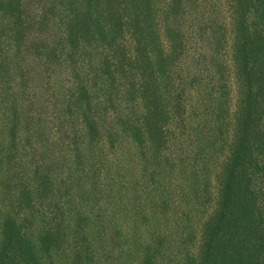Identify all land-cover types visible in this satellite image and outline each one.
<instances>
[{
	"label": "trees",
	"instance_id": "16d2710c",
	"mask_svg": "<svg viewBox=\"0 0 264 264\" xmlns=\"http://www.w3.org/2000/svg\"><path fill=\"white\" fill-rule=\"evenodd\" d=\"M123 190L174 211L140 264H264V0H0V264H73Z\"/></svg>",
	"mask_w": 264,
	"mask_h": 264
},
{
	"label": "rangeland",
	"instance_id": "374dc122",
	"mask_svg": "<svg viewBox=\"0 0 264 264\" xmlns=\"http://www.w3.org/2000/svg\"><path fill=\"white\" fill-rule=\"evenodd\" d=\"M40 157L48 155L54 157V154H38ZM213 157L209 165H199L202 172L214 174L217 167ZM48 166L55 170L56 165L53 162H48ZM214 181V185H215ZM118 191V190H117ZM116 191V192H117ZM131 191V190H130ZM107 192V191H106ZM115 192V193H116ZM132 193V191H131ZM108 195V194H107ZM92 195H90L91 197ZM129 196V195H128ZM128 196L124 190L119 192L116 204H108L106 195L102 196V201L96 200L97 205L92 202L93 214L85 221H81L82 226L79 227L80 222L73 219L68 231V238L65 240L70 256V262H77V264H140L142 259L138 257V252H131L125 254L122 245L125 242V232L132 226L134 230L141 227V234L144 233V239L151 237L154 232L162 230V232H169V222L174 220V211L168 216L162 211L159 203L150 202L147 205L136 206V204L128 201ZM89 197V196H88ZM89 197V199H90ZM145 209L149 212L148 220H142L138 226L131 220V216L138 209ZM170 212V211H169ZM168 212V213H169ZM132 213V214H131ZM181 211L180 215L185 218ZM183 228L181 220L178 219L177 231ZM79 230V231H78ZM120 233L121 235H119ZM140 234V235H141ZM121 236V237H120ZM168 236V235H167ZM174 240L170 247L168 261H161L157 264H180L178 263L181 253L184 251L182 245L184 235L181 233L174 234ZM78 255L82 259H79ZM161 258V257H160ZM62 264V263H61Z\"/></svg>",
	"mask_w": 264,
	"mask_h": 264
}]
</instances>
